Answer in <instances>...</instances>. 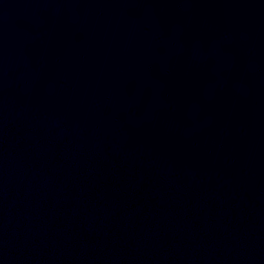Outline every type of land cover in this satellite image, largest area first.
Segmentation results:
<instances>
[{
	"label": "water",
	"instance_id": "water-1",
	"mask_svg": "<svg viewBox=\"0 0 264 264\" xmlns=\"http://www.w3.org/2000/svg\"><path fill=\"white\" fill-rule=\"evenodd\" d=\"M0 264H264V0H0Z\"/></svg>",
	"mask_w": 264,
	"mask_h": 264
}]
</instances>
